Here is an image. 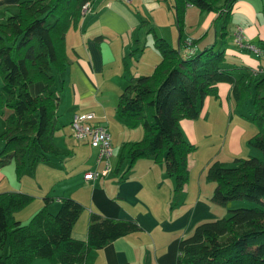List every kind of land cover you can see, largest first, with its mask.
I'll return each mask as SVG.
<instances>
[{"label":"trees","instance_id":"obj_1","mask_svg":"<svg viewBox=\"0 0 264 264\" xmlns=\"http://www.w3.org/2000/svg\"><path fill=\"white\" fill-rule=\"evenodd\" d=\"M84 1L19 0L17 9L0 21V113L4 118L0 164L13 159L17 176L26 164L45 160L56 150L53 130L60 85L55 73L66 65L65 32L77 25ZM232 2L172 0L178 32L187 4L215 9L226 18ZM222 26L220 37L186 55L179 45L153 33L159 61L150 73L131 76L115 104L116 115L127 126L141 123L143 127L140 138L122 143L119 158L126 157L129 163L141 155L162 160L165 173L174 178L177 204L183 200L189 176L187 155L196 146L184 135L179 119L198 116L206 96L217 94L219 81L229 83L235 105L250 98V116L257 129L247 142L261 154L235 156L233 164L211 158L205 177L215 181L214 201L226 204L245 197L256 204L229 207L227 214L198 221L189 234L178 238L176 264H264V71L224 64L225 22ZM256 44L264 54V38ZM30 199L26 191L0 190V247H7L0 254V264H30L36 256L74 264L91 248L140 227L134 218L91 209L86 236L75 237L72 225L83 208L79 200L64 195L55 211L45 202L20 221L14 210Z\"/></svg>","mask_w":264,"mask_h":264},{"label":"crops","instance_id":"obj_2","mask_svg":"<svg viewBox=\"0 0 264 264\" xmlns=\"http://www.w3.org/2000/svg\"><path fill=\"white\" fill-rule=\"evenodd\" d=\"M18 1L0 0V21L17 9ZM127 1L133 0H91L90 10L80 16L77 25L68 27L65 32L67 62L62 70L55 73L56 82L60 85L53 130L56 150L45 160L26 164L20 176L16 175L13 159L0 164V190L31 194L25 205L14 210V216L20 221L41 207L46 196L49 197L46 202L48 209L54 211L60 198L69 195L83 205L72 225L71 233L75 237L86 236L91 209L110 216L134 218L139 222V228L100 247L91 248L82 261L74 264H176L177 245L174 256L172 240L189 234L198 221L227 214L229 209V203L221 204L211 198L214 182L204 177L207 161L214 158L212 155L200 158L194 155L189 160L193 150L188 153L189 170L197 165V174L190 173L184 183L185 205L175 204L168 210L166 205L174 193V180L165 173L163 163H157L148 156L137 157L130 163L126 157L119 158L122 143L140 138L143 131L140 124L127 126L116 115L117 96L131 76L150 73L159 61L161 54L154 45L153 33L163 36L174 46L179 45L184 55L200 48L197 40L192 43L187 38L182 39V31L181 34L178 32L175 43L176 21L172 0H135V8ZM194 11L193 5L187 4L185 23L195 14ZM207 30H201L199 37ZM246 37L249 42L257 43L247 34ZM256 54L264 57V54ZM248 66L251 69L256 67ZM217 84V94L206 96L199 114L202 117H210L212 113L218 115L222 107H226L231 116L230 104L233 101L235 105V102L229 99V83L219 81ZM86 111L93 113L89 118L91 122L106 127L113 146L112 170L92 179H85L83 172L88 168L102 167V161H96L97 146L87 139L75 138L70 128L72 114ZM199 115L194 117L195 120L182 119L191 141L195 138L193 134ZM2 123L4 126L0 113V125ZM254 127L246 124L245 138L256 131L249 133ZM242 128L234 124L230 137V146L236 150L248 143L246 140L240 144ZM163 182L168 185L166 190L162 187ZM164 214L169 217V238L158 241L152 231L159 227L160 216ZM6 251V245L0 247V254ZM30 264L62 263L36 256Z\"/></svg>","mask_w":264,"mask_h":264},{"label":"rangeland","instance_id":"obj_3","mask_svg":"<svg viewBox=\"0 0 264 264\" xmlns=\"http://www.w3.org/2000/svg\"><path fill=\"white\" fill-rule=\"evenodd\" d=\"M89 1L91 4V0ZM244 1L233 0L229 15L226 18L223 13L219 14L218 11L215 9L201 8L197 4L191 3L195 9L194 11L195 14L193 13L190 16V19L186 23L185 20L183 21V26L181 30L182 39L187 38L192 43L196 42L197 40L200 45L199 49H201L207 43H211L214 41L215 38L220 37L221 29L223 28L222 24L225 22L224 28L226 30V33L224 34V57H223L224 64L226 65L245 64L256 67L259 64L264 65L263 63L264 57L262 55L261 57H259V55H257L250 49L239 47L234 37L235 26L237 24H241L244 26V33H245L244 39L247 40L246 34L250 39L254 41H257L260 38V36L264 38V0H244ZM127 2L132 6V8L136 7L135 0H133L132 2L130 1ZM163 2H165V0H163ZM244 24H246V26ZM175 29H176V37H175V43H176L177 35H178L177 25H175ZM205 29H208L207 32L203 36L199 37L201 30H205ZM191 36L195 38L193 39L191 38ZM206 38H209V40H206ZM0 83H1V75H0ZM229 99L233 100L232 97H230ZM251 105L252 104L250 98L245 100L240 105H234L233 101H231L230 104V112H232L231 116L227 112L226 107H222V110L217 112L218 115L213 113L212 116L210 117L209 116L202 117L199 115L197 124L195 125V133L193 134L195 138L192 139L196 146L192 149L193 151L190 152L189 160L191 156L194 155H198L197 158L204 156L206 157V155L207 157L209 155H212V157L219 158L227 161L229 164H233L235 163L234 160L235 156H245L249 153H255V154L258 153V155H260L261 151L258 148L249 145L248 143L241 146L240 149L237 150L235 147L230 146V137L232 135L234 124H239L240 126L244 127L240 131L241 134L240 144H242V141L244 143L247 140V138H245L247 135L245 129L246 124L249 123L255 126L252 130L249 131V133L250 132L252 133L253 131L256 130V124L250 116ZM183 118H185V120H195L196 117L195 118L182 117L179 119V126L181 127L184 135L189 139L190 136L185 130L184 121L182 120ZM139 126L140 128H142L143 131V127L141 123ZM2 127H3V123L2 125H0V130L2 129ZM142 156L144 155L138 157H142ZM155 161L157 163L158 162L163 163L162 160H155ZM123 164H124V160H123ZM111 170H109L108 172H110ZM197 171H198V166L193 165L192 170L191 171L189 170V174L190 173L192 174V172L197 174ZM204 175H205V171H204ZM171 178L174 180L173 176ZM211 181H213L215 184L214 180ZM162 187L165 190L168 188L166 182L162 183ZM190 189L192 188L190 187ZM185 196H186V191L184 197ZM183 200L179 202L181 203V205H185V203H183ZM255 204L256 201L254 200L247 199L245 197H235L230 200L229 205L227 206L228 207L251 206ZM173 205H175V203L173 200V193H172L171 199L166 205L167 210L169 209V207ZM220 215L223 214H219V216ZM27 219L28 218H26V220ZM160 220L161 221L158 224L159 227L152 231L153 235L158 241L167 240L169 238V233H170L169 232L170 230L167 228V223L169 222L168 214L161 215ZM177 239L178 237L173 239L171 242V246L174 248V254H173L174 256H175V247L177 245Z\"/></svg>","mask_w":264,"mask_h":264},{"label":"built area","instance_id":"obj_4","mask_svg":"<svg viewBox=\"0 0 264 264\" xmlns=\"http://www.w3.org/2000/svg\"><path fill=\"white\" fill-rule=\"evenodd\" d=\"M90 5L89 0H85L81 4L80 11L82 15L90 10ZM244 36L243 26L237 24L234 29V37L237 43L258 54L262 52L257 44L244 39ZM254 69L264 71V66L255 67ZM92 115L91 111L74 112L70 120L71 134L77 139H87L96 145L98 149L96 161H102L101 168H88L83 172L85 179H92L98 174H106L112 168L111 157L113 155V146L110 133L103 124L91 122L89 118Z\"/></svg>","mask_w":264,"mask_h":264}]
</instances>
